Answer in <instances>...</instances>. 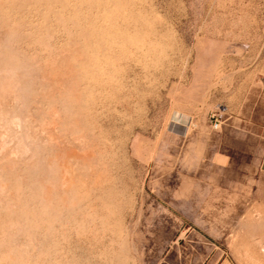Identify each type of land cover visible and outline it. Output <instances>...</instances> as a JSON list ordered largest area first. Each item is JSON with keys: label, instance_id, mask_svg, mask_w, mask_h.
Listing matches in <instances>:
<instances>
[{"label": "rangeland", "instance_id": "1", "mask_svg": "<svg viewBox=\"0 0 264 264\" xmlns=\"http://www.w3.org/2000/svg\"><path fill=\"white\" fill-rule=\"evenodd\" d=\"M0 75V264H264V0H0Z\"/></svg>", "mask_w": 264, "mask_h": 264}, {"label": "bare ground", "instance_id": "2", "mask_svg": "<svg viewBox=\"0 0 264 264\" xmlns=\"http://www.w3.org/2000/svg\"><path fill=\"white\" fill-rule=\"evenodd\" d=\"M9 58V57H8ZM9 73V72H8ZM0 76H2V75H0ZM18 77V76H17ZM16 92H18L17 90H15ZM12 93V92H11ZM15 121H17V119H14ZM19 120V119H18ZM21 120V119H20ZM26 121V120H25ZM12 122H14V121H12ZM18 122V121H17ZM19 122H21V121H19ZM25 123V122H24ZM27 123V122H26ZM25 123V124H26ZM14 124V123H13ZM30 135V134H29ZM31 136V135H30ZM32 137V136H31ZM32 174V173H31ZM5 189V188H4ZM18 190V189H17ZM33 200V199H32ZM25 203V202H24ZM42 203V202H41ZM42 204H44V203H42ZM50 204V203H49ZM49 208V207H48ZM24 210V209H23ZM51 215V214H50ZM34 216V215H33ZM45 216V215H44ZM56 217V216H55ZM63 217V216H62ZM34 219V218H33ZM45 221V220H44ZM65 221V220H64ZM78 221V220H77ZM69 222V221H68ZM79 222V221H78ZM44 223H46L47 224V222H44ZM52 224H54V223H52ZM37 224H35L34 226L35 227H37L36 226ZM42 225H44L43 224V222H42ZM56 225V224H55ZM25 226V225H24ZM39 226V225H38ZM61 226H62V224H61ZM50 227V226H49ZM30 228V227H29ZM40 228L41 227H38V229L40 230ZM37 229V228H36ZM62 229H60V231H61ZM63 232V231H62ZM37 235V234H36ZM45 236V235H44ZM37 244H39V243H37ZM42 250H44V249H42ZM44 252V251H43ZM62 254H64V253H62ZM49 255V254H48ZM39 257H41V255L39 256ZM50 258L52 257L51 255L49 256ZM22 258V257H21ZM44 258V257H43ZM53 258V257H52ZM44 259H46V257L44 258ZM58 259V258H57ZM40 260H42V258H40ZM55 260H56V257H55ZM22 262V261H21ZM39 262V261H38ZM42 262V261H41ZM44 262V261H43ZM57 262H59V261H57ZM62 262H60L59 264H61ZM11 264H14V263H11ZM38 264V263H37ZM49 264H51V263H49Z\"/></svg>", "mask_w": 264, "mask_h": 264}, {"label": "built area", "instance_id": "3", "mask_svg": "<svg viewBox=\"0 0 264 264\" xmlns=\"http://www.w3.org/2000/svg\"><path fill=\"white\" fill-rule=\"evenodd\" d=\"M215 125H216V126H218V124H217V123H216Z\"/></svg>", "mask_w": 264, "mask_h": 264}]
</instances>
